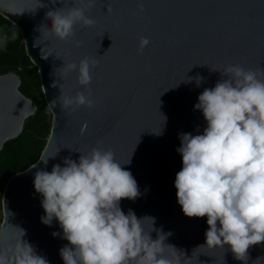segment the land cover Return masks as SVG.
<instances>
[{
  "label": "water",
  "instance_id": "1",
  "mask_svg": "<svg viewBox=\"0 0 264 264\" xmlns=\"http://www.w3.org/2000/svg\"><path fill=\"white\" fill-rule=\"evenodd\" d=\"M52 2L0 0V15L19 30L51 114L38 160L12 175L3 189L0 231L7 224L23 229V239L37 255L49 264H64L59 252L68 241L61 238L57 221L51 227L41 222L43 197L35 191L34 176L39 170L51 172L55 164L63 166L65 158L78 161L81 153L102 145L111 148L121 164L131 159L124 168L137 181L141 196L134 202L122 200L120 206L125 214L132 209L137 217H155V227L172 234L166 243L179 253L170 248L166 253L178 254L181 264H243L227 246L225 250L206 246V217L184 215L174 186L182 168L176 149L180 133L202 134L206 121L194 106L205 88L226 78L221 74L226 66L264 68V0H95L86 13L95 26L77 25L73 42H60L40 29L36 45L50 55L45 59L34 42L41 35L39 26L51 28L46 13L63 6L60 0ZM141 37L150 41L142 52ZM75 40H83V46L75 47ZM85 57L98 61L91 83L95 107L72 111L52 104L61 94L58 86L52 87L55 82L62 84L66 95L84 91L77 84L78 72L57 69L64 62L79 64ZM197 75L204 78L199 87L194 79L188 82ZM20 84L16 73L0 74V151L22 133L37 109L19 90ZM55 155L47 166L39 162ZM145 227L151 231V221H145ZM53 232L61 237L54 238ZM151 235L156 239V232ZM248 255L247 264H264V259L257 260L264 258V244L252 246Z\"/></svg>",
  "mask_w": 264,
  "mask_h": 264
},
{
  "label": "clouds",
  "instance_id": "2",
  "mask_svg": "<svg viewBox=\"0 0 264 264\" xmlns=\"http://www.w3.org/2000/svg\"><path fill=\"white\" fill-rule=\"evenodd\" d=\"M60 3L62 7L46 13L51 28L41 25L39 32L43 28L60 42H73L77 25L95 26L86 15L95 7V0ZM139 10L143 11L142 4ZM40 34L34 45L47 59L50 55L36 45ZM83 43L75 40L74 46L79 48ZM149 44L141 37L139 50ZM97 64L90 57L79 64L64 62L57 70L78 72L77 84L84 91L66 95L62 84L55 82L52 87L58 86L61 94L52 104L72 111L94 108L91 83ZM221 74L226 78L205 88L194 106L206 121L202 134H179L176 151L182 157V168L174 186L186 217L207 218L206 246L224 250L227 246L236 260L247 264L249 249L264 244V68L246 70L228 65ZM193 79L197 87L204 82L199 75L188 82ZM86 130L84 125L81 134ZM57 155L41 157L39 162L47 166ZM127 164H121L111 148L101 145L81 153L78 161L65 158L63 166L55 164L51 172L35 173L34 188L43 197L45 212L41 222L51 227L57 221L63 236L60 232L52 236L68 241L59 252L64 264H181L178 254L166 253L169 248L176 250L166 243L172 234L157 229L155 217H137L132 209L127 214L122 210V200L134 202L141 196L137 181L124 168ZM145 221H151V231ZM10 228L16 232L10 234ZM25 235L23 229L8 224L0 231V264H49L23 239Z\"/></svg>",
  "mask_w": 264,
  "mask_h": 264
},
{
  "label": "trees",
  "instance_id": "3",
  "mask_svg": "<svg viewBox=\"0 0 264 264\" xmlns=\"http://www.w3.org/2000/svg\"><path fill=\"white\" fill-rule=\"evenodd\" d=\"M0 21L14 26L1 15ZM8 71H17L21 80L19 90L35 101L37 110L25 121L22 133L16 139L7 141L0 151V199L8 179L38 160L51 127V114L44 102L39 74L26 54L20 35H17L14 43L0 51V74Z\"/></svg>",
  "mask_w": 264,
  "mask_h": 264
},
{
  "label": "rangeland",
  "instance_id": "4",
  "mask_svg": "<svg viewBox=\"0 0 264 264\" xmlns=\"http://www.w3.org/2000/svg\"><path fill=\"white\" fill-rule=\"evenodd\" d=\"M13 27L0 21V51L5 50L9 44L14 43L16 41L17 35H20L19 30L15 26ZM13 36H15V38H13ZM12 72L17 74V71Z\"/></svg>",
  "mask_w": 264,
  "mask_h": 264
}]
</instances>
